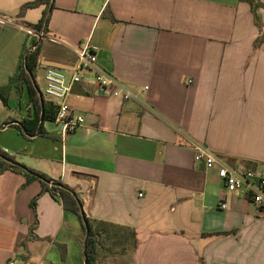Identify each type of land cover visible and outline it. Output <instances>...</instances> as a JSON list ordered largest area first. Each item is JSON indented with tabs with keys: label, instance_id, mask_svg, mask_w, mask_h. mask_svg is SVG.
Masks as SVG:
<instances>
[{
	"label": "crops",
	"instance_id": "0c3cea01",
	"mask_svg": "<svg viewBox=\"0 0 264 264\" xmlns=\"http://www.w3.org/2000/svg\"><path fill=\"white\" fill-rule=\"evenodd\" d=\"M33 1L0 0V149L75 191L98 241L95 264H264V207L195 160L203 149L264 170V42L255 49L249 4L53 0L33 30L46 10L21 14ZM35 43L41 92L47 68L71 72L88 47L132 97L104 93L91 72L66 99L80 127L66 137L49 120L35 127L28 87L17 85ZM24 184L0 175V264H85L77 216L40 182Z\"/></svg>",
	"mask_w": 264,
	"mask_h": 264
},
{
	"label": "built area",
	"instance_id": "2783aa9c",
	"mask_svg": "<svg viewBox=\"0 0 264 264\" xmlns=\"http://www.w3.org/2000/svg\"><path fill=\"white\" fill-rule=\"evenodd\" d=\"M7 19L0 17V23L5 24ZM31 34V31L26 30ZM40 38L44 33H36ZM78 65L69 73L56 68H47L44 71V88L42 94L52 105L53 120L55 126L60 127L62 136L74 132L84 123V118L76 114L67 104L66 99L72 94L73 86L83 81V78L94 72V81L98 88L113 97L128 100L132 95L117 86L114 79L96 68L97 57L88 47H83L77 52ZM189 83H191L189 81ZM195 160L203 163L206 169L217 167V174L222 180L225 189L229 193L241 196H249L252 203L258 207H264V170L249 168L244 164L229 166L221 162L210 151L198 149ZM221 208L226 209V203H221ZM9 264H14L10 262Z\"/></svg>",
	"mask_w": 264,
	"mask_h": 264
},
{
	"label": "trees",
	"instance_id": "16d2710c",
	"mask_svg": "<svg viewBox=\"0 0 264 264\" xmlns=\"http://www.w3.org/2000/svg\"><path fill=\"white\" fill-rule=\"evenodd\" d=\"M242 2H246L249 4L251 12L253 14L254 23L259 29V37L254 42L255 49L258 48L264 42V27L261 22V18L258 14V8L261 6L259 0H241ZM53 0H35L33 2H29L21 7L20 13L24 14L27 9L36 8L41 5L45 6L43 16L39 23L35 25H28L27 27L33 30L42 29L47 23L48 12L47 8L52 6ZM38 56H39V45L35 43V47L32 51L28 52L26 55V60L23 61L20 67V72L18 75V88L20 89L21 84H26L29 91V101L34 106L36 111L35 120H32V123L35 127L39 124L40 118L43 115L44 120H53V110L51 104H46L45 97L43 96L40 88L35 80V71L38 66ZM1 89V88H0ZM3 102L6 103V99L3 98ZM37 118V119H36ZM17 127V126H15ZM18 128V127H17ZM36 130L33 132L23 131V133H27L28 135H34ZM39 134H42V130H40ZM12 171L18 174H21L25 178L24 186L28 185L33 181H38L42 186V193H50L52 197H59L63 208L65 211L73 213L77 216L80 221L82 230L86 235V225L89 228V236L86 239L85 243V252H84V261L86 264H95L96 259V250H97V238L95 237V232L92 228L91 222L86 218L83 209L82 203L75 193L74 190L70 189L68 186L55 182L47 175L34 170L32 168L27 167L21 163H18L12 156L3 152L0 149V175L7 172ZM39 197V196H38ZM38 197L34 198L31 206L33 208L36 207V201ZM62 255H66L65 248L62 250Z\"/></svg>",
	"mask_w": 264,
	"mask_h": 264
},
{
	"label": "water",
	"instance_id": "95a60500",
	"mask_svg": "<svg viewBox=\"0 0 264 264\" xmlns=\"http://www.w3.org/2000/svg\"><path fill=\"white\" fill-rule=\"evenodd\" d=\"M25 60H26V57H25ZM44 122V117H43V115L41 116V123H43ZM88 236H89V228H88V226L86 225V239L88 238ZM86 243V242H85ZM85 264H86V262H85Z\"/></svg>",
	"mask_w": 264,
	"mask_h": 264
},
{
	"label": "rangeland",
	"instance_id": "374dc122",
	"mask_svg": "<svg viewBox=\"0 0 264 264\" xmlns=\"http://www.w3.org/2000/svg\"><path fill=\"white\" fill-rule=\"evenodd\" d=\"M0 124H1V122H0ZM0 127H1V126H0ZM1 132H2V131H0V134H1ZM69 215H70V214H69ZM69 263H73V261H69Z\"/></svg>",
	"mask_w": 264,
	"mask_h": 264
}]
</instances>
